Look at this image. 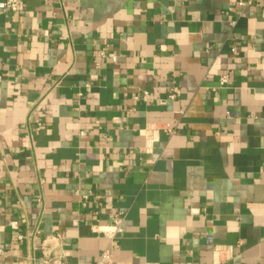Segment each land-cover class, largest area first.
<instances>
[{"label": "crops", "instance_id": "obj_1", "mask_svg": "<svg viewBox=\"0 0 264 264\" xmlns=\"http://www.w3.org/2000/svg\"><path fill=\"white\" fill-rule=\"evenodd\" d=\"M22 1L0 14V264H94L118 212L111 264H264V0Z\"/></svg>", "mask_w": 264, "mask_h": 264}, {"label": "built area", "instance_id": "obj_2", "mask_svg": "<svg viewBox=\"0 0 264 264\" xmlns=\"http://www.w3.org/2000/svg\"><path fill=\"white\" fill-rule=\"evenodd\" d=\"M244 4L243 2L241 3ZM25 9V3L22 0H4L0 2V14L10 13V12H21ZM98 56L106 59H111L115 61L117 58L113 53H105V51H98ZM229 80L228 75H223L219 79L221 85H225ZM147 92H144L143 98L146 99ZM174 97V95H171ZM174 129L168 128V132H174ZM124 216L122 212L114 214L113 223L107 225L104 229L101 226H95L94 231L102 232L110 240L109 246L104 249L98 256L94 264H111L112 262V249L114 248V240L117 236L124 232L123 227ZM2 249H0V253ZM42 264H66L61 257L56 255H46L42 259Z\"/></svg>", "mask_w": 264, "mask_h": 264}]
</instances>
